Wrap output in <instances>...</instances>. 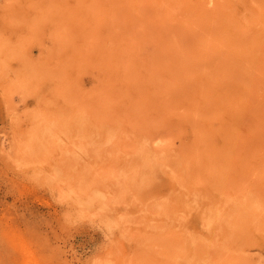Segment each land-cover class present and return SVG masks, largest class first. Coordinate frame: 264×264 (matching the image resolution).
I'll return each mask as SVG.
<instances>
[{
	"label": "rangeland",
	"instance_id": "rangeland-1",
	"mask_svg": "<svg viewBox=\"0 0 264 264\" xmlns=\"http://www.w3.org/2000/svg\"><path fill=\"white\" fill-rule=\"evenodd\" d=\"M0 264H264V0H0Z\"/></svg>",
	"mask_w": 264,
	"mask_h": 264
},
{
	"label": "bare ground",
	"instance_id": "bare-ground-1",
	"mask_svg": "<svg viewBox=\"0 0 264 264\" xmlns=\"http://www.w3.org/2000/svg\"><path fill=\"white\" fill-rule=\"evenodd\" d=\"M262 6V5H261ZM225 19V18H224ZM233 25H234V23H233ZM237 65V64H236ZM238 67H239V65H238ZM235 81V80H234ZM255 90V89H254ZM233 95V94H232ZM233 99V98H232ZM231 101V100H230ZM247 109H248V107H247ZM239 117V116H238ZM241 117H243V115L241 116ZM234 119V118H233ZM232 119V120H233ZM224 132V131H223ZM228 133V132H227ZM223 134V133H222ZM242 140V139H241Z\"/></svg>",
	"mask_w": 264,
	"mask_h": 264
}]
</instances>
